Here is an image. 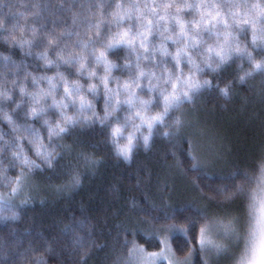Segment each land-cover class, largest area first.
<instances>
[{
  "label": "clouds",
  "instance_id": "1",
  "mask_svg": "<svg viewBox=\"0 0 264 264\" xmlns=\"http://www.w3.org/2000/svg\"><path fill=\"white\" fill-rule=\"evenodd\" d=\"M257 77L264 86V0H0V216L17 214L37 173L81 182L84 164L101 163L77 133L101 130L130 162L158 131L169 139L198 95L227 99ZM231 199L226 218L189 225L191 264H264V150Z\"/></svg>",
  "mask_w": 264,
  "mask_h": 264
},
{
  "label": "trees",
  "instance_id": "2",
  "mask_svg": "<svg viewBox=\"0 0 264 264\" xmlns=\"http://www.w3.org/2000/svg\"><path fill=\"white\" fill-rule=\"evenodd\" d=\"M232 72L231 67L225 69L223 78L227 79ZM260 89L261 78L257 77L234 89L227 99L215 89L201 93L193 104L182 109L184 128L180 137L164 139L158 131L151 148L147 152L137 149L130 162L113 154L101 130L77 133L82 150L94 154L101 163L84 164L80 168L81 182L75 187L61 168L52 173H37L25 198L27 202L18 203L15 209L17 218L0 220V264H22L26 258L35 257L36 242L24 243L25 236L33 234L32 231L48 241V248L45 244L46 250L41 248V252L53 251L45 255V264H119L137 242L148 249L162 247L160 240L167 233L159 238L150 235L152 213L181 214L190 209L198 219L201 215H224V210L232 212L238 208V200L231 199L228 203L214 197L209 199L195 182L205 191L198 174L224 177L241 168H252L249 161L253 145L262 147L260 140L264 134ZM210 128L218 136L212 141V151L204 145ZM189 140L197 145L201 160L206 157L210 163L188 167L194 163ZM172 151L176 159L183 161V170L174 162ZM211 154L215 155L210 158ZM47 183L57 194L45 187ZM76 222L82 224L83 230L75 235L72 230ZM180 222L185 223L182 219ZM189 233L186 238L181 233L170 239L180 236L190 241ZM18 234H23L20 242L14 240ZM37 239L40 244L44 241ZM19 243L24 245L19 247ZM28 246L29 251L22 252ZM66 251L70 253L67 258Z\"/></svg>",
  "mask_w": 264,
  "mask_h": 264
},
{
  "label": "snow or ice",
  "instance_id": "3",
  "mask_svg": "<svg viewBox=\"0 0 264 264\" xmlns=\"http://www.w3.org/2000/svg\"><path fill=\"white\" fill-rule=\"evenodd\" d=\"M260 97L261 100L264 101V86H261L260 89ZM230 98V97H229ZM183 121H176V129L171 134L165 133V135H170V138H178L181 134V129L183 126ZM189 144L191 146L190 155L193 157L194 163H189L188 167H195L204 164L205 162L201 160L198 152L197 145L189 140ZM172 157L174 162L177 164L179 168L182 170L185 168L183 161L176 159L175 151H172ZM127 158V157H126ZM80 183L79 177L76 176L72 179V186H78ZM26 200H22L21 203H26ZM161 207H164L161 205ZM17 214L12 213L11 216H0V220L7 219H16ZM151 218L153 221L152 232L150 235L159 238L161 234L167 233V235L160 240L159 252H146L144 248L139 247L133 244L132 248L128 249L127 258L124 260L123 264H129V261H140V264H160V259L162 258L167 262V264H191V252H189L186 256L182 255L185 252V241L176 239L175 248L169 245V239L176 234H183L184 236H188L189 233V225L195 219V215L192 213L190 209H186L184 213L181 214H169L165 212L163 215L160 213H152ZM185 221V223H181L180 220ZM172 221V222H169ZM201 232V247L204 246V228L200 229Z\"/></svg>",
  "mask_w": 264,
  "mask_h": 264
},
{
  "label": "rangeland",
  "instance_id": "4",
  "mask_svg": "<svg viewBox=\"0 0 264 264\" xmlns=\"http://www.w3.org/2000/svg\"><path fill=\"white\" fill-rule=\"evenodd\" d=\"M198 110V109H197ZM196 110V111H197ZM195 111V112H196ZM231 120H233V119H231ZM213 130V131H212ZM209 132H211V134H207L206 135V137L204 138V140H206V141H204L205 143H204V145L206 146V147H208L211 151L212 150H214V147H213V145H212V141H214L215 139H214V137L216 138V140H217V133L214 131V128H210L209 129ZM220 132V131H219ZM264 135V134H263ZM263 135H262V138H264L263 137ZM220 138V137H219ZM262 138H261V145H262V147L260 148V147H256L255 145H253V152H252V154L250 155V161H249V163H251L253 166H254V163H255V161L254 160H252V158L254 159V158H260V155H261V151L262 150H264V140L262 141ZM219 140V139H218ZM259 144V143H258ZM256 147V148H255ZM252 150V149H251ZM213 155H215V154H211L209 157L210 158H212V156ZM209 160V159H208ZM208 160H206V157H204V162H209L210 163V161H208ZM212 164V163H211ZM210 165V164H209ZM252 166V167H253ZM206 169V168H205ZM210 169V171H212L213 172V170H215V168H209ZM239 169V168H238ZM248 169H250V168H241V169H239L238 171H236V172H234V174L233 175H231V176H229V175H227V176H218V175H216V176H213V175H208V174H203V173H201V174H198V177H200L201 178V180H199L200 181V183H201V185H202V187H203V189L205 188V191L204 190H201V188H200V186L195 182V186H197V187H199V189H200V191H201V193L202 194H204V195H206V196H208L209 197V199H213V197H214V199L215 200H218V201H221V200H223V201H229L230 202V200H231V197H232V193H233V189H234V185H235V183H236V181H237V176H238V174H245L246 172H247V170ZM49 185H50V183H47V185L45 186V187H48V188H51V189H53L52 187H49ZM43 189V188H42ZM44 190H45V188H44ZM57 191V190H56ZM52 192H54L55 193V191H54V189L52 190ZM58 192V191H57ZM55 194H57V193H55ZM190 197V196H189ZM215 200H213V202L215 201ZM228 202V203H229ZM234 206V205H233ZM229 207H232V206H229ZM224 212H226V213H224V215H218V216H221V217H225L226 215H229L230 214V210L229 209H227V210H224ZM193 214H194V212H193ZM202 216V215H201ZM199 217L200 216H198V219H199ZM83 226H82V224H80L79 222H76V224H73V229L74 230H72V231H74V234L76 235V233H80L82 230H83V228H82ZM80 231V232H79ZM32 233L33 234H30V235H27V236H25V242L24 243H33V242H36L35 244H36V247L34 248V250L33 251H37V250H41V248L43 249V251H45L46 250V248H48L47 247V240L46 239H44V237H42L40 234H38V232L37 231H32ZM190 234V236L192 237V235H193V233L192 232H190L189 233ZM21 236H23V234H18V237H17V239H16V237H14V240L15 241H18L20 238H21ZM37 237H40V238H42L44 241H43V243L42 244H40V240H38L37 239ZM182 237H184V238H186V236H182ZM182 237H180V236H176L175 238H173V239H169V245L171 246V247H173V248H175V241H176V238H178V239H180V240H183V241H185V239H183ZM11 238V237H10ZM172 241V242H171ZM19 242H20V240H19ZM24 243L23 244H20L19 243V247H22L23 245H24ZM84 243L86 244V245H84V247H86L87 246V242H86V239L84 240ZM18 244V243H17ZM46 244V245H45ZM89 244H93V242H90ZM88 244V245H89ZM46 246V248H45V246ZM89 247V246H88ZM29 246L28 247H24L23 249H22V252H28L29 251ZM53 252V251H52ZM52 252H48V251H46V254H48V255H50ZM66 255H65V257L67 258L69 255H70V253L69 252H67L66 251V253H65ZM23 255H26V254H23ZM29 255H31V254H29ZM66 259H61L60 261H65Z\"/></svg>",
  "mask_w": 264,
  "mask_h": 264
}]
</instances>
